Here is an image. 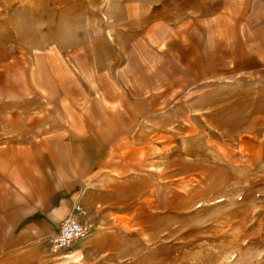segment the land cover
Wrapping results in <instances>:
<instances>
[{
  "label": "rangeland",
  "instance_id": "rangeland-1",
  "mask_svg": "<svg viewBox=\"0 0 264 264\" xmlns=\"http://www.w3.org/2000/svg\"><path fill=\"white\" fill-rule=\"evenodd\" d=\"M114 1L0 0V112L52 95L94 99L108 69L133 70L143 91L159 88L169 73L131 50ZM146 1L179 13L194 0ZM153 64L162 69L149 72ZM69 70L76 79L54 87L52 75L67 82ZM206 84L136 100L146 114L74 205L90 235L51 253L57 228L0 264H264V74ZM1 124L0 139L10 138Z\"/></svg>",
  "mask_w": 264,
  "mask_h": 264
},
{
  "label": "crops",
  "instance_id": "crops-1",
  "mask_svg": "<svg viewBox=\"0 0 264 264\" xmlns=\"http://www.w3.org/2000/svg\"><path fill=\"white\" fill-rule=\"evenodd\" d=\"M114 2L116 27L131 50L160 59L169 75L159 88L143 91L133 70L108 69L96 76L94 99L52 96L20 103L12 112L15 102L3 104L1 129L10 138L0 139V258L57 231L105 166L106 154L121 152L123 138L146 114L135 108L136 100L167 99L206 83L264 74V0H194L179 13L160 2ZM99 76L110 87L104 100ZM52 77L54 87L61 88L76 74L66 71L67 82Z\"/></svg>",
  "mask_w": 264,
  "mask_h": 264
},
{
  "label": "built area",
  "instance_id": "built-area-1",
  "mask_svg": "<svg viewBox=\"0 0 264 264\" xmlns=\"http://www.w3.org/2000/svg\"><path fill=\"white\" fill-rule=\"evenodd\" d=\"M75 214L65 216L59 226L58 232L48 240L49 251L59 253L67 250L77 241L90 235L93 225L79 220L84 214L80 206L74 207Z\"/></svg>",
  "mask_w": 264,
  "mask_h": 264
},
{
  "label": "bare ground",
  "instance_id": "bare-ground-1",
  "mask_svg": "<svg viewBox=\"0 0 264 264\" xmlns=\"http://www.w3.org/2000/svg\"><path fill=\"white\" fill-rule=\"evenodd\" d=\"M149 61H150V60H149ZM149 61H148V62H149ZM154 61H155V60H154ZM134 62H135V61H134ZM154 63H155V62H154ZM159 64H160V63H159ZM39 67H40V66H39ZM154 68H155V67H154ZM41 69H42V68H41ZM41 74H42V73H41ZM34 75H35V74H34ZM42 76H43V75H42ZM34 80H35V79H34ZM47 80H49V78H48ZM14 81H15V80H14ZM33 82H34V81H33ZM46 82H47V81H46ZM49 82H50V81H49ZM48 84H49V83H48ZM36 85H37V84H36ZM34 88H35V87H34ZM15 89H16V88H15ZM48 89H49V88H48ZM13 90H14V89H13ZM13 90H12V94H14V93H13ZM35 90H36V89H35ZM42 90H43V89H41V91H42ZM46 90H47V89H46ZM41 91H40V92H41ZM49 91H51V90H49ZM15 92H16V91H15ZM53 94H54V93H53ZM3 95H4V94H3ZM17 95H18V94H17ZM45 96H47V95H45ZM52 96H53V95H52ZM13 98H14V97H13ZM15 99H16V98H15ZM44 232H45V230H44ZM75 259H76V257H75Z\"/></svg>",
  "mask_w": 264,
  "mask_h": 264
}]
</instances>
